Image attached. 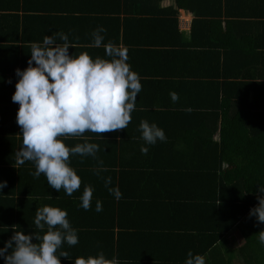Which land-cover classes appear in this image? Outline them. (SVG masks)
Returning <instances> with one entry per match:
<instances>
[{
    "label": "trees",
    "instance_id": "obj_1",
    "mask_svg": "<svg viewBox=\"0 0 264 264\" xmlns=\"http://www.w3.org/2000/svg\"><path fill=\"white\" fill-rule=\"evenodd\" d=\"M104 1L111 5L104 14L113 16L114 0ZM206 1L202 0V7L198 1L187 7L177 0L179 7L194 14V33L214 17L218 29L212 42L206 35L196 44L194 35L191 42H184L176 11H167L176 38L169 51L159 55L172 69L197 67L195 73H171L173 84L179 82L175 78L183 80L177 87L192 92L186 94L187 104L170 107L169 113H160L151 122L163 129L166 142L145 145L139 130L118 140L136 125L133 117L127 130L112 132L114 137L107 139L116 144L110 147L115 151L111 165L126 169L108 171L112 183L106 187L104 179L99 189L93 188L91 209L96 212L97 201L103 207L95 221L85 219L87 213L80 206L83 186L72 196L41 181L33 189L17 184L11 191L0 192V204L6 197L10 211L6 216L0 213V248L17 231L43 236L47 229L36 228V211L59 206L68 211L79 237L76 246L64 243L58 250L57 255L67 252L69 259L60 258V264H74L79 257L100 252L120 264H185L189 251L203 256L206 264H264V222L250 214L259 206L258 198H264L259 192L264 186V0H217L215 6ZM116 14L107 20L119 25V11ZM129 26L130 21L123 20V29ZM199 28L210 33L209 26ZM13 34L12 41H17ZM195 47L199 56L189 53ZM11 71L6 65V72ZM168 80L164 77L163 82L162 75V81L155 84ZM141 84L145 89L146 84ZM8 132L16 134L17 127ZM167 145L170 152H163L161 147ZM6 147L12 153L14 139ZM142 147H148L146 155ZM86 160L83 157L78 163ZM24 175L19 176L22 181L35 183ZM109 188H118L122 198L117 200ZM235 228L242 243L234 249L228 238Z\"/></svg>",
    "mask_w": 264,
    "mask_h": 264
},
{
    "label": "clouds",
    "instance_id": "obj_2",
    "mask_svg": "<svg viewBox=\"0 0 264 264\" xmlns=\"http://www.w3.org/2000/svg\"><path fill=\"white\" fill-rule=\"evenodd\" d=\"M105 32L104 27L94 30L89 46L103 47L108 59H93L87 53L70 55L69 48L74 45L66 34L59 33L44 36L42 43H33L28 67L15 71L18 79L11 100L19 105L16 123L23 138L16 152V164L32 162L35 178L43 175L49 188L58 193L63 189L68 196L79 191L82 184L71 167V157H95L100 149L99 145L87 142L70 148L64 141L88 132L101 137L102 133L125 130L132 122L142 91L141 78L128 63L127 48L111 41L104 43ZM57 38L63 43H57ZM170 95L174 102L179 99L176 93ZM139 131L145 145L167 140L163 129L146 120L141 121ZM141 152L146 155L148 147H142ZM111 183V177L105 179L106 187ZM5 187L7 182H0V190ZM109 192L117 200L122 198L118 188H109ZM259 192L264 194V186ZM93 194L92 186L84 187L80 206L85 211L91 209ZM258 199L259 206L250 214L264 222V198ZM102 210V202L97 201L95 211ZM34 223L41 231L46 228L45 234L14 232L0 248L4 264H60V258L68 259L67 252L57 255L62 245L72 247L79 243L78 232L71 226L66 210L44 206L36 211ZM261 242L264 243V237ZM187 256L185 264H206L201 255L189 251ZM74 264H120V261L108 259L100 252L79 257Z\"/></svg>",
    "mask_w": 264,
    "mask_h": 264
},
{
    "label": "crops",
    "instance_id": "obj_3",
    "mask_svg": "<svg viewBox=\"0 0 264 264\" xmlns=\"http://www.w3.org/2000/svg\"><path fill=\"white\" fill-rule=\"evenodd\" d=\"M180 1L187 7L192 2L198 1V6L202 7V0ZM206 2L213 4V6H215V3L217 4V0H207ZM113 3L114 15L107 17L104 11L111 8V5L106 4L104 0H0V108L3 109L2 114L0 113V182H7V187L0 190V192H6V189L11 191L15 186H18L17 184L33 189L36 187L37 181H41L43 185L48 187L46 178L43 175L39 179L33 176L35 165L32 162H26L23 166L16 164V152L22 146L23 138L21 129L16 123L19 105L11 100L18 79L14 71L17 69L24 70L28 67L32 44L42 43L44 36L59 33L66 34L69 42L74 45V48H69L70 55L78 56L81 53H87L93 59H108L103 47L89 46L93 42V31L98 27H104L106 29V32L103 33L104 43L111 41L127 48L128 63L131 65L132 70L139 74L146 87L142 89L143 92L139 93L136 110L132 113L136 125L125 135L118 136V140L129 135L132 131L139 130L141 121L154 122L160 113L167 111L169 113L170 107L187 104L186 94H190L192 90H188L182 85L179 88L177 87L178 83H184L183 80L175 78L179 82L173 84L171 73H195L197 66L179 65L176 66L177 69H172V66L168 67L164 58L159 55L160 52L169 51L172 39L176 38L172 33V23H170L171 19L167 11H176L179 33L182 35L184 42L188 43L192 41L194 35V44L202 40L203 36L205 38V35L210 36L211 42L213 36L216 37L218 25L216 21H212L214 17L211 21H205L206 25L201 23L197 26L196 29L199 33H194L195 30L192 27L194 14L190 10L179 7L177 0H114ZM116 11H119V25L116 22L111 23L107 20V18H116ZM123 20H129L130 26L123 29ZM201 26L203 28L209 26L210 33L208 34V32L199 28ZM222 26H224V23ZM13 32L17 34V41H12L15 38ZM6 38L9 41H6ZM57 43H63V41L57 38ZM16 48L18 51L14 50ZM189 53L199 56L200 50L195 47ZM200 57L203 58L204 56ZM6 65L9 69H13V73L12 71L10 73H8L9 71L6 72ZM261 71H264V69ZM162 75L163 82L164 77H170V80H168L170 86L168 83L155 84V82L162 81ZM9 80L11 83H8ZM171 84L175 91H172ZM149 88H151L150 91L144 93V90ZM171 93H176L179 99L174 102ZM132 124L131 122L128 127ZM15 126L17 127V133L14 135L9 134V128L12 130ZM111 134L113 135L112 132L102 133L100 137L88 132L83 137H70L64 141L70 148L85 142L99 145L100 150L95 157L86 156L87 160L83 164L78 163V160L83 157L79 155L71 157V167L76 170L82 182L84 181L81 189H84L87 185L99 189L102 181L107 178L108 171L114 170L118 173L126 169V166L111 165L115 156V151H112L111 148L116 145L107 140L114 137ZM10 139L15 141V148L12 153H9V149L6 147ZM165 147H161V150L170 152L169 145ZM162 155L164 156V154ZM9 160L12 161L11 164L8 163ZM1 161H6L7 164L1 165ZM109 166L110 168H108ZM97 173L99 174L97 175ZM24 174L28 179L32 177L35 183H27V180L22 181L19 176ZM13 175L17 177L16 180ZM59 193L65 194L63 189ZM3 197L4 201L3 204H0V213L6 216V213H10V211L6 210V197ZM79 201L81 202V199ZM54 207L60 208L59 206ZM93 210L85 211L87 213L85 219L98 220L97 213ZM90 224L93 225V222L89 223V226Z\"/></svg>",
    "mask_w": 264,
    "mask_h": 264
},
{
    "label": "rangeland",
    "instance_id": "obj_4",
    "mask_svg": "<svg viewBox=\"0 0 264 264\" xmlns=\"http://www.w3.org/2000/svg\"><path fill=\"white\" fill-rule=\"evenodd\" d=\"M240 232L235 228L232 230L229 238H228V243L232 248H238L241 245V237H239ZM234 264V263H233Z\"/></svg>",
    "mask_w": 264,
    "mask_h": 264
}]
</instances>
